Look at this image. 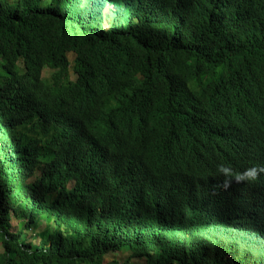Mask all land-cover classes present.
<instances>
[{"label":"trees","instance_id":"obj_1","mask_svg":"<svg viewBox=\"0 0 264 264\" xmlns=\"http://www.w3.org/2000/svg\"><path fill=\"white\" fill-rule=\"evenodd\" d=\"M260 130L264 0H0V264H264Z\"/></svg>","mask_w":264,"mask_h":264},{"label":"clouds","instance_id":"obj_2","mask_svg":"<svg viewBox=\"0 0 264 264\" xmlns=\"http://www.w3.org/2000/svg\"><path fill=\"white\" fill-rule=\"evenodd\" d=\"M259 139H262L261 140V142L263 144L262 146H259L260 145V142H258V141H260ZM251 140L249 142V147H248V151H247L248 154L250 153L251 146H253L257 149L259 147L264 146V131H261V134L256 138L255 142H253V139H251ZM262 166H263V177H260V179L258 177V175L260 173V168L258 169V166H257V167H253V169L251 168V170H248V171H246V170L239 171L236 169L229 171V170L225 169L219 175V180H221L222 183L223 182L226 183V185H228L230 188L232 187L233 189H236V190H243L246 187L249 190L250 182L253 180L252 181L253 186H252V188H250V190H253V189L262 190L264 187V164ZM133 168H134V172H133L132 176L138 181V183H136V182L133 183L132 188L136 189L137 187L138 188L140 187L141 189H143L147 193L146 187H148L151 184V182L149 181V173L150 172H149V170H147L146 160L143 162L137 163L136 165H134ZM140 171H141V173L139 175ZM153 174L156 176V186L153 189H156V190L154 192L149 191L147 194H143L142 199L148 200L150 202H154L156 204V206H155L156 210L163 213V210H164L163 208L165 206L161 203V201L163 199L170 198V196H169L170 192H172V193L177 192V189H175V188L172 189L174 191L171 190V187H173L172 184H175L178 182L179 183L178 189H180V187L182 185V181L184 180L186 175L177 176V175H170V174H166V173H153ZM256 174H258V175H256ZM233 180H234V184L232 186L231 182ZM260 180H261V183H258ZM161 183H164L165 185L161 186L160 185ZM190 184L193 185V188H195V192H197L198 185L195 184V182L190 183ZM159 195L161 196L160 198H158ZM189 199H191V198L189 197ZM189 199H187V200H189ZM213 199H214V195L211 194L210 202H211V205L214 209H219L220 206L223 205L227 201L226 199H224L223 202H221V204H220L219 203L220 198L218 196V193H217V198L214 201V204L212 202Z\"/></svg>","mask_w":264,"mask_h":264},{"label":"water","instance_id":"obj_3","mask_svg":"<svg viewBox=\"0 0 264 264\" xmlns=\"http://www.w3.org/2000/svg\"><path fill=\"white\" fill-rule=\"evenodd\" d=\"M163 175V174H162ZM256 175H258V174H256ZM161 186H164L165 184L164 183H161L160 184ZM172 186L173 187H171V190L173 189V188H175V189H177V192L176 193H172V192H170V194H169V196H170V198H166V199H163L162 201H161V203L164 205V206H167L168 204H170L172 201L174 202L175 201V199L177 200V201H179V203L183 200V199H185V200H187V199H189V197L190 198H195V188H193V185L192 184H185V182H183L182 181V185H181V187H180V189H178V187H179V183L177 182V183H175V184H172ZM225 188H226V190L228 191L229 190V188H228V185L227 186H225ZM151 191H155L156 189H153V188H149ZM172 191H174V190H172ZM166 197V196H165ZM164 197V198H165ZM198 199V198H197ZM263 199H264V196H263ZM262 204V203H261ZM263 206H264V203H263Z\"/></svg>","mask_w":264,"mask_h":264},{"label":"rangeland","instance_id":"obj_4","mask_svg":"<svg viewBox=\"0 0 264 264\" xmlns=\"http://www.w3.org/2000/svg\"><path fill=\"white\" fill-rule=\"evenodd\" d=\"M106 14H107L106 16L109 17V20H110L111 17H112V14L110 12H108V11H106ZM48 72H50V71H48ZM20 222H21V220L14 219L13 222L11 221L9 223L8 228L10 230L17 231L20 228ZM39 229H40V225H39ZM39 229H37V230H39ZM40 231H41V229H40ZM33 232H34V230L33 231L32 230H29L27 232L28 236L32 235ZM35 232H38V231H35ZM0 250H1V245H0ZM125 257H126L125 255L121 256V258L123 259V261L126 259ZM112 258H113L112 256H105L104 257V261L106 263L111 262L112 261ZM144 262H145L144 260H138V259H133L132 260V264H144Z\"/></svg>","mask_w":264,"mask_h":264},{"label":"bare ground","instance_id":"obj_5","mask_svg":"<svg viewBox=\"0 0 264 264\" xmlns=\"http://www.w3.org/2000/svg\"><path fill=\"white\" fill-rule=\"evenodd\" d=\"M259 140H260V141H258V142H260V145H259V146H262V145H263L262 142H261L262 139H259ZM251 141H252V140H251ZM255 150H256V149H254L253 152H251V150H250V153L248 154V157H247L248 160H252V158L254 157ZM260 154H261V157H262V159H263L262 153H260ZM261 161H262V160L259 159V163H258V165H259V166H258V169L260 168V173H259V175H258L259 179H260V177H263V166H262L263 163H261ZM158 163H159V162H155V161H154V164H157L159 167H162V168H165V167H166V165H164V164H158ZM177 163H179V162H177ZM177 163H176V164H177ZM213 163H215V162H213ZM252 163H253V161H252ZM175 168H177V167H175ZM163 172L167 173L168 170L166 169V170H164ZM140 173H141V171H140ZM139 175H140V174H139ZM252 181H253V180H252ZM252 181L250 182L249 190H250V188H252V186H253ZM260 181H261V180H260ZM260 181H259L258 183H260ZM251 193L253 194V193H255V192H253V190H252Z\"/></svg>","mask_w":264,"mask_h":264}]
</instances>
